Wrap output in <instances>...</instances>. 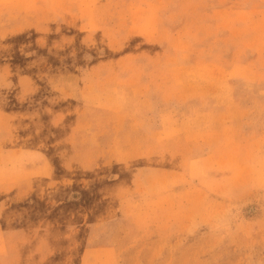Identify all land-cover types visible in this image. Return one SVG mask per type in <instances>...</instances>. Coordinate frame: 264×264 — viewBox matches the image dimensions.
Here are the masks:
<instances>
[{
    "label": "rangeland",
    "instance_id": "374dc122",
    "mask_svg": "<svg viewBox=\"0 0 264 264\" xmlns=\"http://www.w3.org/2000/svg\"><path fill=\"white\" fill-rule=\"evenodd\" d=\"M0 264H264V0H0Z\"/></svg>",
    "mask_w": 264,
    "mask_h": 264
}]
</instances>
